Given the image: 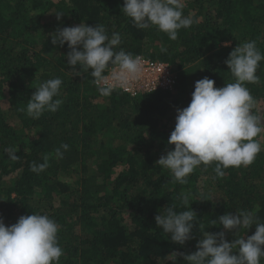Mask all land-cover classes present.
Listing matches in <instances>:
<instances>
[{
    "label": "trees",
    "instance_id": "obj_1",
    "mask_svg": "<svg viewBox=\"0 0 264 264\" xmlns=\"http://www.w3.org/2000/svg\"><path fill=\"white\" fill-rule=\"evenodd\" d=\"M189 28L171 40L155 26L140 29L122 13L124 0H0V217L6 226L21 216L46 214L59 225L64 251L60 264H187L183 255L197 250L208 232H226L219 215L247 210L264 222V133L262 150L249 166L224 169L201 164L174 182L169 170L156 164L174 145L167 141L176 125L177 109L187 107L198 80L208 77L216 87L234 82L225 60L235 47L256 41L264 54V0H181ZM63 13L61 21L56 14ZM46 18H53L45 23ZM87 23L118 32L120 49L172 66L176 92L156 91L131 97L115 90L102 97L89 72L68 65L67 44L51 43L58 27ZM228 43V46L225 44ZM259 83L246 87L264 113V60ZM61 78L63 103L56 112L34 119L26 111L35 88ZM69 145L63 157L55 150ZM19 159L12 160L7 149ZM48 157V167L31 171ZM215 192V194H214ZM217 193V195H216ZM187 194L199 224L194 239L181 246L166 237L155 216L176 204L184 210ZM186 210V209H185ZM215 220L217 225H211ZM256 226L241 236L255 233ZM264 264V258L261 260Z\"/></svg>",
    "mask_w": 264,
    "mask_h": 264
},
{
    "label": "clouds",
    "instance_id": "obj_2",
    "mask_svg": "<svg viewBox=\"0 0 264 264\" xmlns=\"http://www.w3.org/2000/svg\"><path fill=\"white\" fill-rule=\"evenodd\" d=\"M122 13L131 18L136 27L155 26L171 40L178 39L180 29L196 22L191 15H183L181 0H124ZM62 16L63 13H57V20L61 21ZM50 35L53 45L63 47L67 44L70 49L67 62L76 75L91 70L92 82L102 97H109L117 89L126 90L144 74L143 58L123 49L116 51L121 36L118 32L109 36L104 25L90 26L82 22L58 27ZM262 60L264 54L256 41L239 43L225 60L234 82L216 87L214 80L204 77L195 83L189 105L177 109L176 125L167 141L174 149L156 161L162 169L170 171L174 182L187 184V177L201 164L207 167L214 163L216 176L223 177L224 169L249 166L255 161L262 150L257 138L264 133V113L257 109V101L246 84L260 82L256 72ZM77 65L82 72L76 70ZM62 84L59 77L42 82L35 88L26 109L20 111H26L34 119L40 118L45 111L56 112L63 103L57 98L61 95ZM61 149L67 151L69 145L62 143L55 150L60 158L63 157ZM6 151L12 160L19 159L13 149ZM47 167L48 157L45 156L43 163L31 164V171L40 173ZM179 199L184 210L177 211L173 203L161 209L155 221L166 237L170 235L172 242L183 246L194 239L193 230L199 222L188 195ZM211 225H217L216 221ZM253 225L256 226L253 235H240L242 230ZM219 226L234 232L237 238L229 242L225 231L208 232L199 224L202 238L197 241V250L191 254H172L183 255L187 264H261L264 222H260L255 212H226L219 215ZM58 232L59 225L46 214L21 216L11 226H6L0 217V264H60L64 251Z\"/></svg>",
    "mask_w": 264,
    "mask_h": 264
},
{
    "label": "built area",
    "instance_id": "obj_3",
    "mask_svg": "<svg viewBox=\"0 0 264 264\" xmlns=\"http://www.w3.org/2000/svg\"><path fill=\"white\" fill-rule=\"evenodd\" d=\"M144 74L139 81L130 84L126 90L117 89L131 97L139 94L166 91L174 93L177 85V74L172 66L162 62H154L143 55Z\"/></svg>",
    "mask_w": 264,
    "mask_h": 264
},
{
    "label": "rangeland",
    "instance_id": "obj_4",
    "mask_svg": "<svg viewBox=\"0 0 264 264\" xmlns=\"http://www.w3.org/2000/svg\"><path fill=\"white\" fill-rule=\"evenodd\" d=\"M53 20V18H46L45 20H43L45 23H47V22H49V21H52ZM71 26H75V25H71ZM214 194H215V192H214ZM216 195H217V193H216ZM254 234V233H253ZM253 234H250V235H253ZM249 235V236H250Z\"/></svg>",
    "mask_w": 264,
    "mask_h": 264
}]
</instances>
